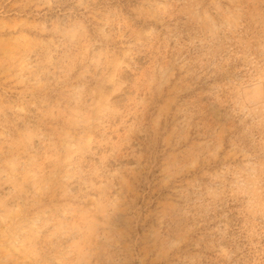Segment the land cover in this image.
<instances>
[{"label": "rangeland", "instance_id": "1", "mask_svg": "<svg viewBox=\"0 0 264 264\" xmlns=\"http://www.w3.org/2000/svg\"><path fill=\"white\" fill-rule=\"evenodd\" d=\"M0 264H264V0H0Z\"/></svg>", "mask_w": 264, "mask_h": 264}]
</instances>
